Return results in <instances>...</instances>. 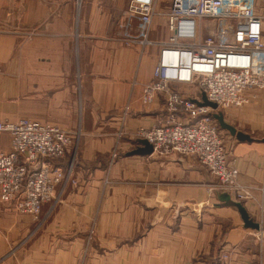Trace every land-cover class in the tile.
Segmentation results:
<instances>
[{"label":"crops","instance_id":"1","mask_svg":"<svg viewBox=\"0 0 264 264\" xmlns=\"http://www.w3.org/2000/svg\"><path fill=\"white\" fill-rule=\"evenodd\" d=\"M56 3L54 10L25 3L17 24L36 28L38 36L0 34V73L8 82L18 79L17 109L10 112L11 99L3 98L8 106L0 120L26 118L70 132L78 127L73 159L52 163L71 164L76 184L63 190L37 236L14 251L32 218L0 203V258L6 256L0 264H264L255 232L243 228L234 208H216V199H208L204 182L215 178L204 167L174 154L126 156L137 147V131L155 126L163 114L161 100L150 106L138 100L156 51L138 63L134 49L121 45L123 22L114 28L126 0H87L79 23L72 21L73 0ZM244 95L248 103L227 109L225 118L252 141L225 134L224 143L238 184L250 189L242 204L257 222L264 207V91ZM124 107L129 110L118 138ZM7 137L0 134V153L9 151ZM113 149L119 157L110 163ZM103 191L104 202H97ZM95 216L99 243L87 249Z\"/></svg>","mask_w":264,"mask_h":264},{"label":"built area","instance_id":"2","mask_svg":"<svg viewBox=\"0 0 264 264\" xmlns=\"http://www.w3.org/2000/svg\"><path fill=\"white\" fill-rule=\"evenodd\" d=\"M256 1L171 0L167 37L156 42L151 33L157 0H129L128 21L122 26L123 43L142 53L150 48L157 51L139 103L150 106L161 100L164 108L157 124L138 130L135 137L145 139L160 156L192 158L222 191L240 201L251 198L250 189L238 184V171L228 163L222 131L209 117V108L197 106L194 100L199 102L203 94L224 110L247 104L248 90L264 91V12L258 13ZM206 26L209 31L202 36ZM174 86L187 89L178 91ZM128 110L125 107L122 122ZM0 134L9 137V151L0 153V203L34 220L45 208L50 214L63 190L76 184L71 164L65 168L52 164L68 154L71 138L55 125L26 118L0 120ZM38 162V170L29 172ZM257 222L254 238L261 245L264 207Z\"/></svg>","mask_w":264,"mask_h":264},{"label":"rangeland","instance_id":"3","mask_svg":"<svg viewBox=\"0 0 264 264\" xmlns=\"http://www.w3.org/2000/svg\"><path fill=\"white\" fill-rule=\"evenodd\" d=\"M73 1H74V11H73V20L72 21H74L75 23H79V22L83 21V18L85 17V9H86L87 0H73ZM25 3H26V5L28 7L32 6V5H37V6H40L42 9H43V7H45L48 10H54L55 5L57 4L56 0H0V7L3 9V14H2V16H0V34H9L11 36H16V37H19V36H22L23 34H25V35H27L26 37H28V38L35 37V36H38L40 34V32L35 30L36 28H33V27L25 28V27H21V26H19L17 24L19 16L23 12L22 9H23ZM128 3H129V0H126L125 8L121 12V14H116V16H114V17H117V22H116L117 24L114 27L117 30H118V22L126 23L128 21L127 20V6H128ZM170 3H171V0H157V4H156V8H155V16L153 18V26H152V30L153 31L151 33V36H152L153 40L156 41V42L163 41L167 37L166 13H167V11L169 9ZM256 4H257L258 13L261 14L262 12H264V0H257ZM101 5H102V9H103L104 2H102ZM104 15L106 17H110L111 16V14H107V13H105ZM125 16H126V19H125ZM43 21L44 20H41L40 22H43ZM208 31H209V29H207V26L205 28H203V30L201 32L202 36H206ZM113 34H114V36L112 38L115 39V37L118 34V31H117V33H113ZM116 39L120 40V37H117ZM122 39H124V37H122ZM120 42L122 43V44L120 43L122 45V47L134 49V52L136 54L138 63H141L142 60H144V58L153 49V48L147 49V50H145L142 53L137 48H134L133 46L126 45L125 43L122 42V40H120ZM154 50L156 51V49H154ZM156 54H157V51H156ZM172 88L175 89V90H178V91H184V90L187 89L185 86H174ZM3 98L11 99L10 100V104H9L10 112H13V111H15L17 109V98H18V79H17V77L11 78L10 82H8V80L4 79L2 77V74L0 73V111L5 112L6 108L8 106V103L7 102L2 103L1 100ZM124 109H125V107L121 110L122 112L118 113V117H117L118 126L120 125L119 126L120 127L119 128V132L117 134L120 137L122 135V125L125 122V120L123 122L121 121V117H122V113H123ZM163 109L164 108L162 106L160 112L163 113ZM209 110H210L209 114L212 113V112H216V111H212L211 109H209ZM226 110L227 109H224V110H218L217 109V111H219V112H221L223 114L225 121H226V118H225ZM1 118L2 117L0 116V119ZM60 129L65 131L68 134V136L71 138V145L69 147V151H68L67 157L69 156V158L72 157V159H73L74 154L78 150L79 142H80V139H81L79 128L78 127L75 128L72 132H70V131H68L66 129H63V128H60ZM221 134L224 137V136H226L225 134H228V133H226L225 131H222ZM120 137H118V138H120ZM7 139H8V137H7ZM5 140H6V138H5ZM113 154H115L116 156L112 157ZM67 157H66V159H67ZM118 157H119L118 151L113 149L110 152V154L108 155L107 159H108V162L111 163L113 160H116ZM183 158L190 159V160L193 161V159L189 158V157H183ZM193 162H195V161H193ZM196 163L199 164L198 162H196ZM203 170H205V169L203 168ZM205 173L208 176H211V175H209V173L206 170H205ZM207 180H209V179H207ZM109 183H110V180H109ZM204 183H205L206 187L209 188L208 199L209 200H214L215 199V191L216 190L217 191H222V189L219 188V185H218L217 181H215L214 179L212 181H210V182H204ZM105 193L106 192L103 191L100 194L97 202H104V200H105L104 194ZM60 199H61V196H60ZM60 199H59V201H60ZM233 199H235V198H233ZM238 201H240V200H238ZM240 202L241 203L245 202V200H242ZM45 210H46V208L43 210V213H42V215H40L38 220H34L31 217L33 223H32V229H31L30 233L27 236L23 237L16 244L17 246L12 249L13 251L18 249L19 247H22L23 244H25L26 242H29L30 240L34 239L35 236H37V234H38V232H39V230L41 228L40 227L41 226V221L43 220L42 223L44 221L47 222V218L50 216V214H46ZM90 226H91L90 227V235L86 236V238L84 240V245H83V247L87 248V249H89V248L91 249L93 247H98L99 239L97 238V236L95 234V231H96V229H95L96 228V216L92 219ZM5 257L6 256H3V257L0 258V263L3 261V259ZM224 261H226V259Z\"/></svg>","mask_w":264,"mask_h":264},{"label":"water","instance_id":"4","mask_svg":"<svg viewBox=\"0 0 264 264\" xmlns=\"http://www.w3.org/2000/svg\"><path fill=\"white\" fill-rule=\"evenodd\" d=\"M200 97L201 99L199 102L194 100L195 104L199 107H207L212 111H216L210 113L209 117L212 118L217 123L221 131H225L239 143L252 141L247 134L241 131H237L233 126H231L224 120L223 114L217 111L216 104L209 102L203 94H201ZM135 142L137 144V147L131 150L130 152H128L126 154L127 157L129 156L145 157L152 155L153 153L152 145L149 144L145 139L138 138ZM38 168H39V162L36 163V165L31 166L29 168V172L37 171ZM215 199L218 202L217 204L214 205L216 208H222V207L234 208L242 222L243 228L250 229L258 233L259 224L252 217H250L244 205L240 201L233 199L228 192L217 191V190L215 191Z\"/></svg>","mask_w":264,"mask_h":264}]
</instances>
